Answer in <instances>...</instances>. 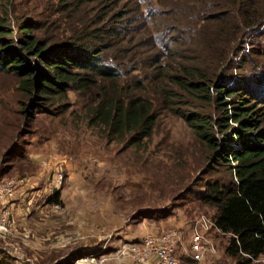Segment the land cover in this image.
Instances as JSON below:
<instances>
[{
    "label": "trees",
    "instance_id": "obj_1",
    "mask_svg": "<svg viewBox=\"0 0 264 264\" xmlns=\"http://www.w3.org/2000/svg\"><path fill=\"white\" fill-rule=\"evenodd\" d=\"M138 1L57 0L41 31L28 17H8L5 4L0 70L28 98L22 114L72 90L108 140L141 142L159 109L179 115L204 144L208 171L219 172L196 199L212 208L234 263L252 264L264 252V63L247 71L259 52L243 49L263 28L264 0ZM58 199L56 191L46 201Z\"/></svg>",
    "mask_w": 264,
    "mask_h": 264
},
{
    "label": "rangeland",
    "instance_id": "obj_2",
    "mask_svg": "<svg viewBox=\"0 0 264 264\" xmlns=\"http://www.w3.org/2000/svg\"><path fill=\"white\" fill-rule=\"evenodd\" d=\"M146 1L141 0L142 7ZM149 2L161 7L155 0ZM5 4L8 17L13 20V16L19 20L28 17L39 24V31L44 21L50 22L58 14L59 8L57 0H0V15L4 14ZM262 27L258 34L245 37L243 50L252 46L259 52L248 55L259 58L253 69L244 65L250 72H259L264 63ZM16 82L12 73L0 70V176L31 171L39 174L38 154H65L67 160L59 166L64 172V181L57 190L58 198L60 195L61 199H77L82 208L95 211L104 221L98 228L106 230V237L115 241H137L146 233L172 226L186 243L193 218L199 213L211 215L212 208L200 203L195 193L205 178L219 172L208 171L210 162L204 144L179 115L159 109L150 137L141 142L108 140L102 127L87 123L84 95L68 90L65 99L51 104L39 101L31 113L22 114L20 109L28 98L16 88ZM61 189L64 193L59 192ZM46 198L47 194L43 193L41 200ZM68 209L70 215L71 208ZM226 238L227 234L212 233L215 252L193 264H235L233 257L224 251ZM112 254L116 256L115 251ZM86 255L80 254L78 258ZM19 257L24 264L29 260L38 264L33 258ZM102 259L100 256L96 262ZM252 264H264V252Z\"/></svg>",
    "mask_w": 264,
    "mask_h": 264
},
{
    "label": "crops",
    "instance_id": "obj_3",
    "mask_svg": "<svg viewBox=\"0 0 264 264\" xmlns=\"http://www.w3.org/2000/svg\"><path fill=\"white\" fill-rule=\"evenodd\" d=\"M15 175L28 179L23 185V193L3 202L8 211L11 234L0 237V256L3 255L0 264H24L20 255L33 258L38 264H133L112 254L123 241L106 237V230L98 228L104 221L95 211L82 208L77 199H61L59 195L61 208L42 215L41 209L45 205L41 196L45 193V181L35 171ZM68 208H71L70 215ZM89 253H93L95 259L86 263L76 260L80 254ZM100 256L104 258L96 262Z\"/></svg>",
    "mask_w": 264,
    "mask_h": 264
},
{
    "label": "built area",
    "instance_id": "obj_4",
    "mask_svg": "<svg viewBox=\"0 0 264 264\" xmlns=\"http://www.w3.org/2000/svg\"><path fill=\"white\" fill-rule=\"evenodd\" d=\"M37 166L39 175L45 181V193L47 197L62 187L64 172L59 168L64 165L67 158L65 154L47 153L38 154ZM28 178L26 176L0 177V237L11 234L8 211L3 202L8 197H17L23 193V185ZM41 209L42 215H48L61 208L58 201H46ZM222 233L210 217L204 213L197 214L191 224L187 242L175 227H165L155 233H146L137 241L122 242L115 249L117 256H124L132 260L134 264H193L182 262L179 255L188 257L194 261H200L206 255L213 254L215 247L211 241V234ZM93 253L76 260L87 262L93 260ZM92 256V257H91ZM90 257V258H89ZM104 258V257H103ZM26 264H34L31 260ZM24 262V261H23Z\"/></svg>",
    "mask_w": 264,
    "mask_h": 264
}]
</instances>
